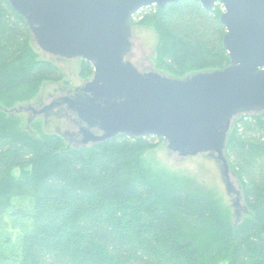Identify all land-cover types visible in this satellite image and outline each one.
Masks as SVG:
<instances>
[{"label": "trees", "instance_id": "16d2710c", "mask_svg": "<svg viewBox=\"0 0 264 264\" xmlns=\"http://www.w3.org/2000/svg\"><path fill=\"white\" fill-rule=\"evenodd\" d=\"M180 0L139 10L131 24L157 36L155 69L176 79L231 65L223 12ZM137 20V21H133ZM26 20L0 0V264H264V112L238 116L224 156L247 213L237 225L208 195L173 186L160 194L144 175L153 136L118 135L81 148L36 135L6 114L59 68L31 49ZM92 66L81 59L80 77Z\"/></svg>", "mask_w": 264, "mask_h": 264}, {"label": "water", "instance_id": "95a60500", "mask_svg": "<svg viewBox=\"0 0 264 264\" xmlns=\"http://www.w3.org/2000/svg\"><path fill=\"white\" fill-rule=\"evenodd\" d=\"M27 22L38 47L53 56L87 61L94 75L75 96L53 100L42 114L66 106L86 125L82 145L118 135L164 139L182 157L211 152L230 183L224 156L232 119L264 112V0H193L211 11L223 7V46L231 65L184 79L141 73L125 60L130 21L139 10L180 0H8ZM92 129L101 132L95 134Z\"/></svg>", "mask_w": 264, "mask_h": 264}, {"label": "rangeland", "instance_id": "374dc122", "mask_svg": "<svg viewBox=\"0 0 264 264\" xmlns=\"http://www.w3.org/2000/svg\"><path fill=\"white\" fill-rule=\"evenodd\" d=\"M221 8L223 11L222 6ZM133 21L137 20L133 19ZM129 41L131 45L125 57L126 61L130 62L141 73L156 72L164 74L155 69L157 36L151 28L131 24L130 21ZM31 49L38 59L49 61L57 66L63 75V80L58 83L43 82L38 86L33 98L18 103L9 109L2 108V110L6 114L15 117L19 128L31 135L37 134L33 127L38 126L44 134H56L61 137L67 147H85L81 143V129L85 128L86 125L66 106L42 114H33L31 110L40 111L55 99L65 96L73 97L80 93L85 84L93 78L94 71L87 79H83L80 77V58L67 59L53 56L42 51L34 40ZM255 113L260 112L236 115L231 121L228 133L238 116ZM2 119L3 116L0 114V133L6 131V125ZM92 131L97 135L101 134L97 129H92ZM159 139H155V143H157L155 147L143 151L140 157L145 178L156 187L157 192L162 194L169 188L176 186L187 191L208 195L221 210L228 212L232 225L239 224L247 213L242 194L238 205H235L236 195L227 191L222 175V167L216 159V155L206 152L195 156L182 157L170 151L164 139ZM90 145L92 144L86 146ZM230 183L236 190L241 191L239 181L231 170Z\"/></svg>", "mask_w": 264, "mask_h": 264}, {"label": "flooded vegetation", "instance_id": "af4514ba", "mask_svg": "<svg viewBox=\"0 0 264 264\" xmlns=\"http://www.w3.org/2000/svg\"><path fill=\"white\" fill-rule=\"evenodd\" d=\"M95 133V132H94Z\"/></svg>", "mask_w": 264, "mask_h": 264}]
</instances>
